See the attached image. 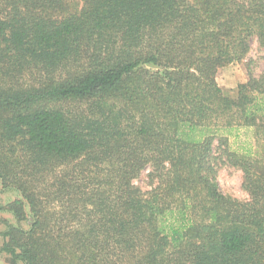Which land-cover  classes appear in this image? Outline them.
<instances>
[{"label":"trees","instance_id":"1","mask_svg":"<svg viewBox=\"0 0 264 264\" xmlns=\"http://www.w3.org/2000/svg\"><path fill=\"white\" fill-rule=\"evenodd\" d=\"M252 40L264 0H0L8 264H264V72L215 79Z\"/></svg>","mask_w":264,"mask_h":264},{"label":"rangeland","instance_id":"2","mask_svg":"<svg viewBox=\"0 0 264 264\" xmlns=\"http://www.w3.org/2000/svg\"><path fill=\"white\" fill-rule=\"evenodd\" d=\"M262 51L258 47L255 40L251 41V47L248 54L241 60L228 63L217 69L215 79L218 85L224 91L235 90L237 85L247 79V73L259 75L264 72V59H261ZM216 178L219 183L220 190L223 193L229 194L239 200L249 199L248 192L243 189V173L235 166L229 164H219L217 167ZM131 184L139 188L141 191L151 189L156 184V177L154 175L153 167L146 166L136 175ZM18 197L17 191L11 188L1 187L0 204L6 205L12 199ZM0 216L8 219L10 222L15 223L12 213L8 210H2ZM5 230V226L0 223V233ZM2 236L0 235V264H8V254L1 249ZM17 264H23L18 261Z\"/></svg>","mask_w":264,"mask_h":264}]
</instances>
